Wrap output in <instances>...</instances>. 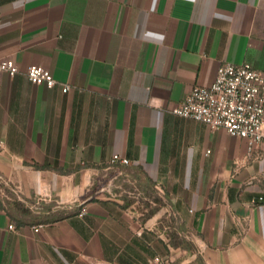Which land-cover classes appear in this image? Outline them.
Listing matches in <instances>:
<instances>
[{
	"label": "crops",
	"instance_id": "1",
	"mask_svg": "<svg viewBox=\"0 0 264 264\" xmlns=\"http://www.w3.org/2000/svg\"><path fill=\"white\" fill-rule=\"evenodd\" d=\"M0 59V264H264V145L175 111L264 72V0H0Z\"/></svg>",
	"mask_w": 264,
	"mask_h": 264
},
{
	"label": "built area",
	"instance_id": "2",
	"mask_svg": "<svg viewBox=\"0 0 264 264\" xmlns=\"http://www.w3.org/2000/svg\"><path fill=\"white\" fill-rule=\"evenodd\" d=\"M18 70L15 61L0 59V72L15 74ZM26 74L32 84H45L48 87L59 84L64 92L70 89L69 84L59 82L52 71L41 64H28ZM175 111L213 129L224 128L230 135L245 139L248 153L251 154L256 147L264 145V72L247 62L224 61L214 81L210 85L194 86ZM110 162L112 165L130 163L127 157L120 154H114ZM109 183L107 188L110 187ZM44 226L42 223L35 224L33 229L40 231ZM9 227L16 229L12 223ZM154 260L158 264H170L159 256Z\"/></svg>",
	"mask_w": 264,
	"mask_h": 264
},
{
	"label": "rangeland",
	"instance_id": "3",
	"mask_svg": "<svg viewBox=\"0 0 264 264\" xmlns=\"http://www.w3.org/2000/svg\"><path fill=\"white\" fill-rule=\"evenodd\" d=\"M123 195H125L126 200H128L127 194L125 193ZM54 204L55 203L53 201H49V202L41 201L39 204H35L38 207L37 209L36 208H31L30 209L28 207H25V203L22 202L20 204H15L14 207H15V210H17V212H18V214L16 215L17 217H23V218L27 217V219L31 220V221H36V220L45 221V220H49V219L61 216L63 214V211L62 210H58V211L50 213V214H43V213L39 214V213H35L34 210L44 211V210L53 208Z\"/></svg>",
	"mask_w": 264,
	"mask_h": 264
}]
</instances>
